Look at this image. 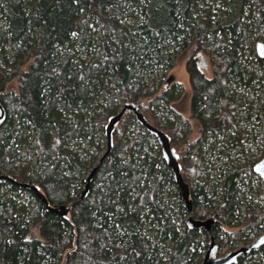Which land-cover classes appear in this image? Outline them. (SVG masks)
<instances>
[{
  "label": "trees",
  "instance_id": "16d2710c",
  "mask_svg": "<svg viewBox=\"0 0 264 264\" xmlns=\"http://www.w3.org/2000/svg\"><path fill=\"white\" fill-rule=\"evenodd\" d=\"M250 39H264V0H0V176L68 207L65 217L47 213L32 192L0 180V264H200L210 236L216 257L257 238L264 196L258 189L253 201L248 190L264 155V73L254 71L264 62L244 58ZM180 55L187 124L171 108L179 86L150 77ZM161 102L171 103V123L154 118ZM123 104L169 138L192 218L214 220L209 234L185 226L157 143L129 112L78 200L104 151L97 135ZM23 146L33 161L17 157ZM210 160L219 181L207 200ZM255 252L264 246L236 264H264Z\"/></svg>",
  "mask_w": 264,
  "mask_h": 264
},
{
  "label": "water",
  "instance_id": "95a60500",
  "mask_svg": "<svg viewBox=\"0 0 264 264\" xmlns=\"http://www.w3.org/2000/svg\"><path fill=\"white\" fill-rule=\"evenodd\" d=\"M255 55L259 60H264V44L256 43L254 47ZM166 86V85H165ZM129 112L135 122L144 130V132L152 135L157 143L161 159L164 162L167 170L171 175L172 182L174 183L180 199L183 203L185 212L188 214L185 220V226L190 230H202L203 232L210 233L211 228L214 225V220L209 217L203 221L194 220L191 216V202L188 198V188L186 184L183 183V180L180 175V167L178 164V157L175 154L174 150L170 147L169 138L159 129L148 124L142 114L138 111L137 107L134 104H123L121 108L112 116L108 117L106 124L103 127V137H104V151L100 158L97 161V164L89 171L87 174L82 191L78 197V200H82L89 191V186L93 180V176L97 171L99 165L103 162L106 156L110 153L112 148V132L114 128L119 123L122 116ZM4 120V111L0 106V123ZM252 172L259 178L262 183L261 192L264 196V155L252 166ZM0 180H7L11 184L18 185L21 189L30 191L33 193L35 198L43 205L45 212L59 215L65 217L68 214V207L59 206L58 208H50L39 193L38 188L34 185L19 184L14 180H11L7 177H1ZM261 246H264V231L252 242L244 246L238 247L226 254L216 257V245L213 241V238L209 237V243L206 251L204 252L200 264H236L238 258L242 255H246L251 251L257 250Z\"/></svg>",
  "mask_w": 264,
  "mask_h": 264
},
{
  "label": "rangeland",
  "instance_id": "374dc122",
  "mask_svg": "<svg viewBox=\"0 0 264 264\" xmlns=\"http://www.w3.org/2000/svg\"><path fill=\"white\" fill-rule=\"evenodd\" d=\"M257 42L264 43V41L260 40V39L256 40V41H253L252 39H250V40H247V42L244 45V58H246L248 61L250 59H253L254 57H256L254 47H255V43H257ZM73 51H77V48L73 49ZM194 59H195L196 66L205 73L206 77H209L208 65H207L205 58H203V56L201 55V53H198ZM185 62H186V56L180 55L178 58H176L175 64L170 69H168L164 72H161L159 70H155L154 73L150 74L151 75L150 77H154V76L159 77L160 76L161 77V84H165L168 81V83H167L168 86H170L171 84H175V85L179 86V87H177L178 89H176V87H175V91H174V94L177 95V101L176 102H173L172 105L170 103L168 106L161 102V103H159V108L154 109V118L157 122L158 121L161 122L162 120L167 118L166 121H168V123L169 122L171 123L174 120V118H176V115L173 112H170V114L168 116L165 115L166 109L171 105V108H173L177 112H180V115H181L183 121L187 124V120H188V116H189L188 115V109H189L190 89L188 86L187 75H186V72L184 70ZM254 71H257L258 75H260L261 73H264V65H263L262 69H259L258 67L255 66ZM263 88H264V78H263ZM263 88L260 87L257 93H259V91L261 93ZM263 110H264V108H263ZM190 124H191L193 132H194V130H195L194 129L195 128L194 123L190 122ZM97 137H100L101 145H102V148L104 149L105 141H104L103 136L97 135ZM193 137H194V135H193ZM67 146L70 147L69 144H67ZM102 152L98 155V158L95 160L94 166L97 164V161L100 158ZM16 155H17V157H19L21 159H26L29 161L30 160L33 161V159H34L32 153L24 146L19 148L18 150H16ZM152 155L155 156V153H152ZM81 160H83V161L86 160V157L85 158L82 157ZM212 162H213V160L209 161V164H211V165L209 166V168L207 169V172H206L207 181H208L206 184V191H207L206 193H208V194H206L207 200L209 199V197L211 195L210 192L213 189L210 186L214 185L216 182L219 181L217 170H216V168H219V164H216V163L212 164ZM87 174L88 173H85L81 179L83 180L84 178H86ZM249 189H251V190H248V191H250L248 193V197L251 198L253 201H256V193H257L258 189H260V190L262 189V183L259 180V182L256 185L252 186ZM211 199L214 202V200H213L214 196L213 197L211 196ZM260 203H261V205H264L263 202H260ZM213 204H215V203H213ZM255 239L256 238H251L248 240L249 242H246V243L239 242L234 247V249L241 247V246H244L246 244H249L250 242L254 241ZM252 257L264 258V252H255Z\"/></svg>",
  "mask_w": 264,
  "mask_h": 264
},
{
  "label": "flooded vegetation",
  "instance_id": "af4514ba",
  "mask_svg": "<svg viewBox=\"0 0 264 264\" xmlns=\"http://www.w3.org/2000/svg\"><path fill=\"white\" fill-rule=\"evenodd\" d=\"M263 41H264V39H262ZM260 43V42H259ZM262 44H264V43H262ZM262 61H264V60H262Z\"/></svg>",
  "mask_w": 264,
  "mask_h": 264
}]
</instances>
